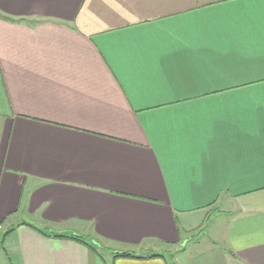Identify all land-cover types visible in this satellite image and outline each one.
I'll return each mask as SVG.
<instances>
[{
    "label": "crops",
    "instance_id": "crops-1",
    "mask_svg": "<svg viewBox=\"0 0 264 264\" xmlns=\"http://www.w3.org/2000/svg\"><path fill=\"white\" fill-rule=\"evenodd\" d=\"M206 220L178 264H264V0H0L8 264H173Z\"/></svg>",
    "mask_w": 264,
    "mask_h": 264
},
{
    "label": "rangeland",
    "instance_id": "rangeland-1",
    "mask_svg": "<svg viewBox=\"0 0 264 264\" xmlns=\"http://www.w3.org/2000/svg\"><path fill=\"white\" fill-rule=\"evenodd\" d=\"M208 223H209V220H206L202 228L189 231L186 234V236L189 235V237H186L184 247L183 248L181 246L178 247L179 252L178 251L175 252L176 255L173 257V260L171 257H169L171 258L169 259L170 262L172 261L173 264H176V263L178 264V260H180V262L181 260H184L185 256L189 255L194 250V248L197 247L196 245L198 242H199L198 247H200L201 249L206 248L205 245L203 244L204 238L207 241V243L208 242L213 243V241L215 240L218 242V244L222 245V241L217 239L216 232H218V229L214 228L213 230L210 226H208L209 225ZM7 231H8L7 229H0V264H8V261H9V255H7L3 250V247H5V245L4 246L2 245V241H4V235Z\"/></svg>",
    "mask_w": 264,
    "mask_h": 264
},
{
    "label": "trees",
    "instance_id": "trees-1",
    "mask_svg": "<svg viewBox=\"0 0 264 264\" xmlns=\"http://www.w3.org/2000/svg\"><path fill=\"white\" fill-rule=\"evenodd\" d=\"M76 238L77 239H80V238L85 239V236L78 235V236H76ZM3 243H4V241H2V245H3ZM115 254H116L115 257H120V256H122V257H137L133 253H129V252H125V253H115ZM153 256L154 257H157V256H163V255H160V254L151 255V257H153ZM138 258H140V257H138Z\"/></svg>",
    "mask_w": 264,
    "mask_h": 264
}]
</instances>
